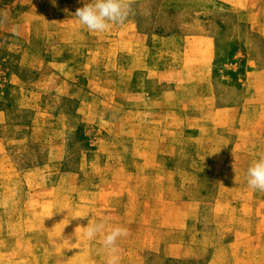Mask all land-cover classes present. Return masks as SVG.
<instances>
[{
  "label": "rangeland",
  "instance_id": "rangeland-1",
  "mask_svg": "<svg viewBox=\"0 0 264 264\" xmlns=\"http://www.w3.org/2000/svg\"><path fill=\"white\" fill-rule=\"evenodd\" d=\"M128 2L99 33L83 0H0V264H106L89 219L128 229L120 264H264L246 176L264 156V0ZM128 26L155 39L119 53ZM146 58L171 70L145 80Z\"/></svg>",
  "mask_w": 264,
  "mask_h": 264
},
{
  "label": "clouds",
  "instance_id": "clouds-1",
  "mask_svg": "<svg viewBox=\"0 0 264 264\" xmlns=\"http://www.w3.org/2000/svg\"><path fill=\"white\" fill-rule=\"evenodd\" d=\"M130 13L131 6L128 0H83V7L77 8L74 16L89 32L103 33L114 25L124 24ZM246 176L249 188L264 192V156L250 164ZM83 217L86 216L73 218ZM78 228L83 229L82 234L89 241L100 238L101 246L107 252L106 264H120L121 257L117 242L120 238L128 236L127 228L109 227L107 219L98 221L89 219L86 227Z\"/></svg>",
  "mask_w": 264,
  "mask_h": 264
},
{
  "label": "crops",
  "instance_id": "crops-1",
  "mask_svg": "<svg viewBox=\"0 0 264 264\" xmlns=\"http://www.w3.org/2000/svg\"><path fill=\"white\" fill-rule=\"evenodd\" d=\"M126 30H123L119 33V38H123V39H118V52L121 53L122 51L124 52L125 51V46H127L128 44V47L129 49H137V46H142V47H148V44L149 42L151 43L153 41V39H155L153 36L149 38H146L144 36V34L142 32H140V30H138L135 26L131 27V26H128L127 28H125ZM154 35V34H153ZM159 36V35H157ZM160 37H163V35H161ZM169 38V35L166 36ZM126 39H128L129 41L126 42ZM113 42V39L111 40ZM111 42V43H112ZM116 42V41H115ZM113 42L111 44V47L114 45ZM102 46L101 47H104L105 49H109V42H106V43H103L101 44ZM94 46H99V44L97 43L96 45H93L92 44V47ZM192 48H189L188 50H191ZM184 55L186 58H183L181 60H197V58H187L188 57H191V53H188L187 51V46L185 45L184 46ZM132 52V51H130ZM91 56V55H90ZM89 56V57H90ZM198 60H201V59H198ZM181 64L183 63L182 61L180 62ZM130 65H128V70L130 71L131 75L129 76V79H132V77H136V67L133 66V63L132 62H129ZM154 64L157 65L156 62H151V61H148V59L146 58V61H145V64H144V68H143V72L141 73H144V79L145 80H148V79H153L154 77H160L162 76V74L164 73V71L166 70H171V69H166V68H162V67H159L157 69V71L153 72L154 71ZM138 65V64H137ZM178 66H180L178 64ZM125 70V69H124ZM175 70V68L173 69ZM138 73V72H137ZM135 74V75H134ZM201 77H198V79H200Z\"/></svg>",
  "mask_w": 264,
  "mask_h": 264
}]
</instances>
